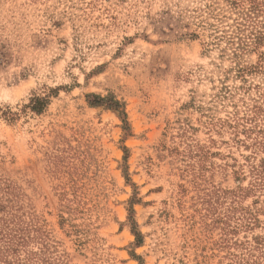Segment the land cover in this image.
I'll use <instances>...</instances> for the list:
<instances>
[{"label":"rangeland","instance_id":"rangeland-1","mask_svg":"<svg viewBox=\"0 0 264 264\" xmlns=\"http://www.w3.org/2000/svg\"><path fill=\"white\" fill-rule=\"evenodd\" d=\"M0 264H264V0H0Z\"/></svg>","mask_w":264,"mask_h":264},{"label":"trees","instance_id":"trees-1","mask_svg":"<svg viewBox=\"0 0 264 264\" xmlns=\"http://www.w3.org/2000/svg\"><path fill=\"white\" fill-rule=\"evenodd\" d=\"M261 39H262V37L260 36V34H259V35L255 34V35L252 37V39L250 40V44L253 43L254 46H257V45L260 44ZM248 42H249V41H248ZM238 44H240L242 48L245 47V46L247 45L246 41L243 42L242 40H241ZM46 101H47V99H45V98L35 99V100H34L33 108H34L36 111L40 110V109L45 105ZM114 102H115V101H112V99H109V98H106V97H99V96H96V100L93 101V102H91V103H92V104H95V105H104V106L112 107V108H113V107L116 106ZM130 210H131V208L129 209V211H130ZM137 234H139V233L135 232V235H136V236H137Z\"/></svg>","mask_w":264,"mask_h":264}]
</instances>
